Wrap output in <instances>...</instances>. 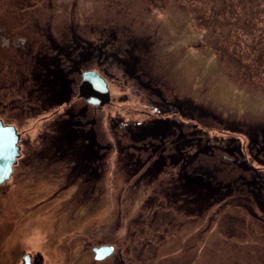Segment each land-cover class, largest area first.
Instances as JSON below:
<instances>
[{"label": "rangeland", "instance_id": "374dc122", "mask_svg": "<svg viewBox=\"0 0 264 264\" xmlns=\"http://www.w3.org/2000/svg\"><path fill=\"white\" fill-rule=\"evenodd\" d=\"M163 1L165 7L160 11L162 13L153 11L147 16L144 12L138 20L163 21V42L157 47V58L139 62L138 68L144 69L149 76L157 75L154 79L148 78L158 87L165 86L168 91L165 95L173 99L174 94V97L177 96L180 101L192 107L187 109L190 113H198L206 123L213 124L214 131L209 134L210 138L239 139L248 150L251 135L264 138V0ZM104 4L105 0H53L52 10L56 14L53 22L54 37L58 41L69 38V27L72 24L82 37L88 36L91 33L89 26H95L100 21L98 15ZM136 4L140 8L148 5L146 0H137ZM118 8L124 12L129 8V1L123 0ZM40 11L42 17L50 21L51 12L46 9ZM17 12L19 10L12 1L0 0V35L6 32L8 35H19V31L22 32V29L19 30L21 18ZM110 45L111 41H108L102 47L105 49ZM4 54L8 55L0 48V63L4 60ZM30 64L33 63L30 61ZM88 65L86 68L100 71L111 84L112 104L105 107L103 112L107 144L104 150L96 151L95 139L88 137L86 142L79 139L73 141V145L75 150H80L76 156L87 154L81 153L84 144L86 147L93 145L91 155L95 158L103 157L101 165L105 171L102 172L105 180L97 183L95 177L83 172L86 177L83 184L77 183L78 186L75 184L73 186L76 188L72 189V193L78 192L72 200L71 222L66 212L64 216L58 215L57 222L49 223L43 215L47 213V207L37 213L36 219L39 222L27 217L24 220L21 217L26 216L25 207L32 204L30 201L22 202L25 206L19 204L14 196L11 197L14 200L8 199L5 203L0 201V247L4 252L0 264L14 261L9 256L10 248L24 245L26 250H33L36 243L44 247H36L33 253L36 255L40 250L46 264H73L75 260L76 264H97L90 250L102 245H115L121 252L122 264H264V224L260 221L264 217V207H259L253 192L235 185L240 174L236 173L231 164L228 168L225 166V157L218 154L211 159L205 158L197 175L192 174V169H187L190 187L208 184L226 176L213 193L210 189L207 191L205 199L208 204H204L205 209L201 215L204 217L195 222V216L191 215L195 207L187 206L191 205L194 195L179 197L181 189L155 188V183L159 186L161 182L172 181L165 169V161L160 171L154 174L151 180L153 184L149 188L135 182L132 187H128L123 184V179H119V184L113 183L118 179L117 175L122 178L118 171L130 165L126 160L128 154L139 151L137 143L129 142L128 136L121 138L125 130L123 126H115L114 120L122 123H136L137 120L139 124L150 118L143 112L153 113L152 118L163 116L164 113H161L163 110L160 102L148 99V94L138 87L137 90L133 89L137 84L129 75H125L126 72H119L116 63L92 61ZM25 66L28 67L27 62ZM42 82L43 98L40 101H50L43 105L46 110L31 112L19 122L25 136L32 140L37 133L49 131L52 126L51 111L67 95L65 89H56L51 94L53 90L49 88V82ZM156 105L159 108H155ZM52 117L56 120L64 115ZM235 143H231L228 148L234 150L238 146ZM229 153L235 154L233 151ZM254 154L259 158L256 166L264 168L258 163L264 162V159L260 154ZM213 169L215 174L212 173ZM246 176L249 174L243 177ZM261 176H264V172H259ZM178 182L174 180L173 186H177ZM158 193L160 195L154 197ZM148 199H157L150 209L145 208ZM57 206V209H65L62 204L57 203ZM140 215L141 221H137ZM9 221L12 222L10 225ZM163 224L170 225L169 230ZM36 230L40 231V241L35 242L33 235H36ZM165 230L168 232L164 233ZM202 230L205 233L194 235ZM53 233H57L56 245L47 241ZM70 233L71 242L63 245L70 238ZM190 236L198 238L194 242ZM60 244L63 248L59 247ZM145 245L147 247L143 249ZM64 246L70 249L67 251ZM43 249L48 250V255ZM83 251H88L86 256H83ZM53 252L56 256L51 254ZM114 261L109 260L104 264H114Z\"/></svg>", "mask_w": 264, "mask_h": 264}, {"label": "flooded vegetation", "instance_id": "af4514ba", "mask_svg": "<svg viewBox=\"0 0 264 264\" xmlns=\"http://www.w3.org/2000/svg\"><path fill=\"white\" fill-rule=\"evenodd\" d=\"M9 1H12L19 10L17 12L21 18L19 30L22 29V32L19 31V35L15 33L8 35V32L5 33L6 35H0V48L8 53V55L4 54V60L0 63V122L4 126L15 127L20 136L18 141L20 156L12 168L10 180L0 185V201L5 203V201L8 202V199L14 200L11 198L12 196L24 206L26 204L23 203L30 201L32 204L25 207L26 216L21 217V219L25 220L27 217L26 219H35L36 222H39L36 219L37 213L47 207L48 211L43 215L45 219L49 220V223L57 222L58 215L64 216L66 212H68L67 217L71 222L73 221L72 200L74 194L78 192L72 193V189L75 187L73 185H77V183L78 185L83 184L86 179L83 172L95 177L97 183H102L105 180L104 173H102L105 171L101 165L104 162L103 157L96 156L95 158L94 155H91L94 151L93 145L90 144L86 147L84 144L85 150L83 148L81 153L87 152V154L82 155L83 157L81 155L76 156L77 153L80 154V150H75L73 145V141L76 142L79 139L78 141L86 142L88 137L95 139L96 151L104 150V145L107 144L106 134L103 130V112L105 107L112 104L111 84L100 71L86 68L89 66L88 63L92 61L116 63L118 71L126 72L125 75H129L137 84L133 89L137 90L136 87H138L139 90L148 94V99L160 102V108L163 110L161 113H164L163 116L152 118L153 113L146 112L149 113L146 115L150 118L139 124H137V120L136 123H122V121L114 120L115 126H123L125 130L121 138L124 139L128 136L129 142L137 143L139 151H131L128 154L126 160L130 162V165L124 166L121 171H118L122 178L117 175L116 178L118 179L113 183L119 184V179H123V184L128 185V187H132V183L135 182L149 188L153 184L151 180L154 174L160 171L162 162L165 161V169L169 172L172 181L161 182L159 186L155 183V188L181 189L182 193H178L179 197L181 195L183 197L185 194L194 195L191 205L187 206L196 208H193L191 213L195 216L193 217L195 222L204 217L201 215L205 209L204 204H208L205 199V195H208L207 191L210 189L213 193L215 187L219 185L221 180H225L226 176L219 177L221 178L219 180L216 178L211 183L204 184L205 186L195 185L194 182L193 185L195 186L190 187L187 169H192V174L197 175L205 158L211 159L219 154L221 157H225L227 168L231 164L236 173L240 174L235 185L247 192H253L257 196L259 207L261 209L264 207L262 203V199L264 200V176L259 177V172L263 173L262 169L264 168L256 166V161L259 158L254 154L258 153L264 159V138H254L251 135L248 150V147L243 143L241 144L239 139L210 138L209 134L213 130V124L206 123L198 113H190L187 109L192 107L186 102L180 101L176 98L177 96L174 97V94L173 99L165 95V93L168 94V91L165 90L166 87H158L152 81L155 76L158 77L157 75L150 74L149 76L144 69L138 68L139 62L157 58V47L163 42V21L156 19L138 20L142 18L144 12L148 14L147 16L153 11L162 13L160 11L165 7L163 0H146L148 5L144 8L137 6V0H128L129 8L124 12L118 8L123 0H105V4L98 15L100 21L96 22L95 26L86 24L90 25L89 31L91 33L88 36L82 37L72 24L69 27L71 36L63 39V41H58L54 37L53 22L56 14L52 10L54 8L53 0ZM41 9H46L49 12L52 10L49 15L50 21L48 18L42 17ZM138 11L140 14H137ZM121 17L125 20L123 21ZM108 41H111V45L104 49L102 46ZM30 61L33 64H30ZM25 62H27L28 67L25 66ZM90 72L96 73L98 77L107 82L110 91L108 100L87 93L84 80L85 74ZM43 80L49 82V88L53 90L50 92L51 94L55 93L56 89H65L67 95L66 98L58 101L59 103L57 102L56 107L52 109L50 120L52 126L49 131L37 133L35 139L32 140L25 136L19 122L24 119L25 115L45 109L43 105H47L46 102L50 103L48 100H45L46 102L40 101L43 98L41 84ZM155 108H159V106L156 105ZM57 115H64V117L54 120L52 116ZM172 116L175 117L172 118ZM140 126L141 128L138 130ZM138 141L142 143H138ZM233 142H236L235 145L238 144V146L234 150H230L228 147ZM207 143L209 144L207 145ZM216 143L219 145L216 146ZM229 151H233L235 154L231 155ZM138 152L142 154L136 155ZM185 153L186 155H184ZM258 163L264 167V162ZM74 173L76 174L75 178ZM212 173L215 174L214 169ZM124 174L129 175V177ZM245 174H249V176L243 177ZM174 180L179 181L177 186H173ZM242 186L244 187L242 188ZM159 195L160 193L154 197ZM100 198L98 200H101ZM156 202L157 199L154 201L148 199L145 208L150 209ZM188 202L190 203V201ZM57 203L62 204L65 209L62 207L57 209ZM195 204L196 206H194ZM155 214L157 215V213ZM11 216L13 215L11 214ZM141 217L142 215L137 218V221H141ZM210 219L214 220L215 218L211 217ZM210 219L208 222L211 224ZM260 221L264 224V217ZM11 223L9 221L8 224ZM36 224L38 225V223ZM163 225L165 229L169 230L170 225ZM167 230L164 233L168 232ZM49 238L47 241L50 244H57V233L51 234ZM33 239L35 242L40 241V239L36 240V237ZM69 242H71V233L70 238L63 245ZM63 245L60 244L59 247ZM102 246H111L114 251L105 260H95L97 264H104L113 259L115 260L114 264H122L121 252L117 250L115 245ZM36 247L41 249L44 246H39L36 243L33 250ZM146 247L147 245L143 249ZM64 248L67 251L70 249V247L65 246ZM95 248L90 250L94 258ZM2 249L0 247V258H4ZM33 250H26L24 245L18 246L16 249L10 248L9 256L14 260L10 263L18 264L21 261L20 264H24V258H26L31 264H46L41 251L39 250L35 255ZM43 251H46V255H48V250L43 249ZM72 252H75V248ZM83 252V256H86L88 251ZM51 254L55 255L54 252ZM75 262L73 261V264H76Z\"/></svg>", "mask_w": 264, "mask_h": 264}, {"label": "water", "instance_id": "95a60500", "mask_svg": "<svg viewBox=\"0 0 264 264\" xmlns=\"http://www.w3.org/2000/svg\"><path fill=\"white\" fill-rule=\"evenodd\" d=\"M84 86L87 87V93L89 94L98 95L105 100L110 98L107 82L103 78L98 77L94 72L85 74ZM19 137L15 127L4 126L0 122V185L10 180L12 168L20 156L18 147ZM113 251L114 248L111 246L95 248V260H105L113 254ZM24 264L31 263L24 258Z\"/></svg>", "mask_w": 264, "mask_h": 264}, {"label": "trees", "instance_id": "16d2710c", "mask_svg": "<svg viewBox=\"0 0 264 264\" xmlns=\"http://www.w3.org/2000/svg\"><path fill=\"white\" fill-rule=\"evenodd\" d=\"M208 230H209V229H208ZM203 232L205 233V230H202L201 232H197V233H195L194 235H198V236H199V235H201ZM198 233H200V234H198ZM198 236H197V237H196V236H195V237L190 236L189 238H190V239H193L194 242H195V241L197 240ZM208 242H209V241H208ZM208 242H206L205 244H207ZM198 250H199V249H198Z\"/></svg>", "mask_w": 264, "mask_h": 264}, {"label": "bare ground", "instance_id": "6f19581e", "mask_svg": "<svg viewBox=\"0 0 264 264\" xmlns=\"http://www.w3.org/2000/svg\"><path fill=\"white\" fill-rule=\"evenodd\" d=\"M149 112V111H148ZM144 114H149V113H146V112H143ZM33 237H36V240L40 239V232L37 230L36 231V235H33ZM96 255V254H95Z\"/></svg>", "mask_w": 264, "mask_h": 264}]
</instances>
